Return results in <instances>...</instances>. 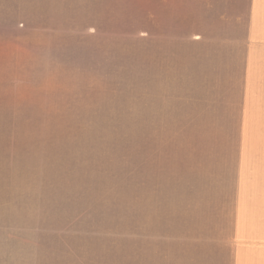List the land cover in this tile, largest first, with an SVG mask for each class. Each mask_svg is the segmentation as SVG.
I'll list each match as a JSON object with an SVG mask.
<instances>
[{
    "label": "rangeland",
    "instance_id": "1",
    "mask_svg": "<svg viewBox=\"0 0 264 264\" xmlns=\"http://www.w3.org/2000/svg\"><path fill=\"white\" fill-rule=\"evenodd\" d=\"M154 8L54 0L35 159L26 176L0 177L7 222L27 212L30 264H220L207 164L228 140L210 131L187 46L158 48L156 23L141 21Z\"/></svg>",
    "mask_w": 264,
    "mask_h": 264
},
{
    "label": "crops",
    "instance_id": "2",
    "mask_svg": "<svg viewBox=\"0 0 264 264\" xmlns=\"http://www.w3.org/2000/svg\"><path fill=\"white\" fill-rule=\"evenodd\" d=\"M143 12L142 22L156 23L158 48L187 46L190 76L216 120L210 131L228 140L214 143L207 164L213 170L204 216L226 248L220 264H264V0H155L151 18ZM53 15L54 0H0V105L9 109L0 177L11 182L35 159L38 81ZM1 209L0 264H30L26 210L23 221L10 223V205Z\"/></svg>",
    "mask_w": 264,
    "mask_h": 264
}]
</instances>
